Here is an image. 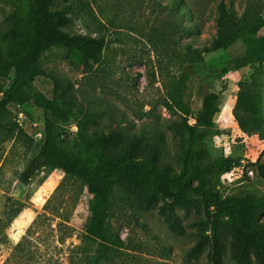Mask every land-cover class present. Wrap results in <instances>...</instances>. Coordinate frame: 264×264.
Wrapping results in <instances>:
<instances>
[{
  "label": "rangeland",
  "instance_id": "obj_1",
  "mask_svg": "<svg viewBox=\"0 0 264 264\" xmlns=\"http://www.w3.org/2000/svg\"><path fill=\"white\" fill-rule=\"evenodd\" d=\"M232 1L240 12L249 5V0ZM68 5L72 32L104 36L107 42L102 59L89 67L71 63L64 48L44 55L37 86L50 97L70 87L75 117L67 127L68 141L79 142V131L119 130L122 140L111 150L129 147L166 172L179 170L182 148L169 123L181 116L166 102L183 78L184 99L194 111L204 89L222 95L215 115L220 133L207 141L215 156H232L238 165L221 177L220 192L264 194V179L257 174L258 163L264 162V134L243 130L235 116L240 83L252 74L264 77V62L209 77V65L221 54L204 49L216 34L211 0H71ZM15 9L12 1L0 0V55L5 59L17 55L18 45L7 35ZM196 54L206 61L192 66ZM44 128V112L32 103H12L0 115V264H89L100 247L87 232L89 187L60 169L21 177L40 149ZM110 226L120 243H112L116 250L100 264H214L215 251L220 264H264L253 248L246 259L238 256L231 225L225 220L213 224L203 201L176 205L128 181L112 196ZM20 241L25 243L18 248Z\"/></svg>",
  "mask_w": 264,
  "mask_h": 264
},
{
  "label": "trees",
  "instance_id": "obj_2",
  "mask_svg": "<svg viewBox=\"0 0 264 264\" xmlns=\"http://www.w3.org/2000/svg\"><path fill=\"white\" fill-rule=\"evenodd\" d=\"M9 1L16 9L8 18L11 24L7 35L18 48L12 59L0 55V79L3 80L0 81V115L10 104L26 102L44 112L42 143L21 173L24 180L44 169H60L67 176L80 179L91 190L87 232L91 239L100 241V247L89 264H100L107 254L116 250L112 243H120L110 226V211L115 189L123 181L139 185L176 205L189 207L203 201L213 224L225 220L231 225L238 256L246 259L247 250L253 248L264 263V218L260 217L264 212V194L243 191L225 195L218 188L221 177L238 165L232 156H215L207 141L208 137L220 133L215 115L220 111L221 93L204 89L201 105L194 111L184 99L185 79L177 84L166 102L170 110L178 108L181 116L169 123L182 148L181 166L171 173L157 166L153 158L136 157L129 147L111 150L122 140L119 130L79 131V142L65 140L64 132L75 117L68 99L70 87L68 84L58 96L50 97L37 86L36 79L43 73L44 55L54 47L64 48L71 63L89 67L102 59L106 38L71 31L72 11L69 5L64 6L71 0ZM211 1L216 7V34L211 47L204 49L221 54L209 65V77L217 79L230 71L263 64V0H249L242 12L232 0ZM205 59L196 54L192 66L202 64ZM262 90L264 77L257 74L240 83L235 116L245 131L259 130L264 134ZM191 116L194 122L190 121ZM75 121L81 126L84 124L83 120ZM257 174L264 179V162L258 163ZM170 219L176 225L172 216ZM24 243L20 241L17 247H23ZM212 263L220 264L217 251Z\"/></svg>",
  "mask_w": 264,
  "mask_h": 264
},
{
  "label": "water",
  "instance_id": "obj_3",
  "mask_svg": "<svg viewBox=\"0 0 264 264\" xmlns=\"http://www.w3.org/2000/svg\"><path fill=\"white\" fill-rule=\"evenodd\" d=\"M63 138H64L65 140L68 139V138L66 137V131L64 132V136H63Z\"/></svg>",
  "mask_w": 264,
  "mask_h": 264
}]
</instances>
